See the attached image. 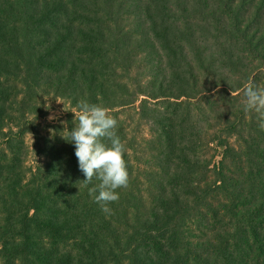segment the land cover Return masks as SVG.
Returning a JSON list of instances; mask_svg holds the SVG:
<instances>
[{
	"label": "trees",
	"instance_id": "trees-1",
	"mask_svg": "<svg viewBox=\"0 0 264 264\" xmlns=\"http://www.w3.org/2000/svg\"><path fill=\"white\" fill-rule=\"evenodd\" d=\"M249 82L264 89V0H0L6 264H264V131L240 107ZM48 96L117 120L129 181L110 213L66 135L43 139V164H19ZM138 123L150 138L134 143Z\"/></svg>",
	"mask_w": 264,
	"mask_h": 264
},
{
	"label": "clouds",
	"instance_id": "clouds-1",
	"mask_svg": "<svg viewBox=\"0 0 264 264\" xmlns=\"http://www.w3.org/2000/svg\"><path fill=\"white\" fill-rule=\"evenodd\" d=\"M241 111L256 114L258 127L264 131V89L251 82L245 87ZM76 123L66 130V142L71 143L77 158L78 170L88 187V194L104 213H110L111 202L119 199L118 188L128 186L129 174L122 158L124 145L116 132L117 120L106 110L86 100L76 105ZM52 117H50L51 119ZM106 141V142H105ZM98 183H93V180Z\"/></svg>",
	"mask_w": 264,
	"mask_h": 264
},
{
	"label": "rangeland",
	"instance_id": "rangeland-1",
	"mask_svg": "<svg viewBox=\"0 0 264 264\" xmlns=\"http://www.w3.org/2000/svg\"><path fill=\"white\" fill-rule=\"evenodd\" d=\"M249 11L250 12H246L248 16L252 14L253 10H249ZM208 23L212 24L211 22ZM208 23H207V27H208ZM211 34L218 35V32H216L215 30H211ZM258 63L259 61L255 60V64L258 65ZM163 64H165V60L163 61L162 59V67ZM142 68L144 67H141V69ZM137 79H138L137 76L133 78V80H137ZM214 93L216 95V91H213V94ZM233 96H241V94L239 95L233 94ZM219 100L220 99H218L217 102H219ZM38 102H39L38 104L42 108L41 118L36 121H33L34 122L33 132L24 134V137L22 139L24 142V148L26 149V152L24 154V158H22L21 160L23 165L21 164V162L19 164L28 169L35 168L36 166L44 163L45 156L39 153L40 152L39 147L44 146L43 139L48 140L53 138H64V136L66 135V130L70 131L71 127L74 126L76 123V119H75L76 112H71L69 102L53 99L50 96L41 97L38 99ZM157 102L158 101H154V102L150 101L149 103L151 106H153L154 104H157ZM138 105L139 103L137 102L134 107ZM50 117L52 118L50 119ZM120 118L122 121L125 122L126 125L129 124L132 126L137 123V117L132 111H130L129 113H121ZM191 121L193 123H196L198 127L205 126V122L202 123V121H198L197 117L195 116L194 117L192 116ZM212 135L213 133L210 132L208 136L204 138V141L210 142ZM130 136L134 138V143H141V139H146V140L149 139L150 138L149 125H146L144 123H138L134 128L133 132L130 134ZM220 153H221V149H217L215 147V144L209 143V145H205L204 147H202L203 158L208 161L210 160L212 162L211 164L212 166H214L219 161ZM212 157H214V159H212ZM3 258L5 257L0 253V264H6V261Z\"/></svg>",
	"mask_w": 264,
	"mask_h": 264
}]
</instances>
